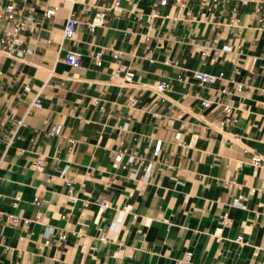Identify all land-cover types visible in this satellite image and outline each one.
<instances>
[{
	"label": "crops",
	"instance_id": "crops-1",
	"mask_svg": "<svg viewBox=\"0 0 264 264\" xmlns=\"http://www.w3.org/2000/svg\"><path fill=\"white\" fill-rule=\"evenodd\" d=\"M14 3L30 20L9 35L0 17V264H264V0Z\"/></svg>",
	"mask_w": 264,
	"mask_h": 264
},
{
	"label": "built area",
	"instance_id": "built-area-1",
	"mask_svg": "<svg viewBox=\"0 0 264 264\" xmlns=\"http://www.w3.org/2000/svg\"><path fill=\"white\" fill-rule=\"evenodd\" d=\"M169 0H160V4L161 5H166L168 3ZM119 5V2H116L115 7H117ZM55 9H48L46 10V15L47 16H52L55 14ZM18 13L14 0H11V2L9 4H7L6 6H1L0 5V17L5 16L8 19L9 25H10V31H9V35H14L15 33L24 30L27 28L28 26V22H29V18L23 19V18H18L16 19V14ZM158 13H154V15H157ZM104 13L101 12L99 13L95 18H93L92 21L89 22V27L91 30H94L96 26L101 25L104 21ZM239 20H236V22H238ZM78 24V19L77 17H75L74 15H71L66 22L65 25V29H64V36L66 38H71L75 31H76V26ZM264 29V27H263ZM19 44V41L17 38H13L11 40L7 39V38H3L1 41V51L4 52H11L15 46ZM18 55H22L23 51H17ZM103 54V51H99L97 53L98 57H101ZM117 57V55H116ZM64 61L66 63H68L69 65L73 66V67H80L82 64V57L81 54L78 53L77 51L74 50H69L67 52V54L64 57ZM122 69L121 67H119L114 74L112 75V78H114L115 80H117L121 85H129L132 77H133V72H126L125 75L120 76ZM194 76L196 79H198L201 83H214L216 82L218 79L220 78H224L225 74L224 73H220L219 75L216 74H212V73H206L204 71H196L194 73ZM167 87V83L165 81H162L160 83L157 84L156 86V90L157 91H163L165 90ZM238 88L241 89L242 88V84L238 85ZM30 86L26 85L25 86V90L29 91ZM222 94L226 93V89H222L221 90ZM210 103L209 100H204L203 104L204 105H208ZM33 105L36 108H41L42 107V103L40 101L39 98H36L33 102ZM225 109L227 111L230 110V106L229 105H225ZM62 131V126L61 125H57L54 126L51 130L52 133L54 134H60ZM177 138L179 140H181V138L179 137V135L177 136ZM161 147V141L158 142L157 146H156V150L155 152L158 153V151L160 150ZM261 157L256 155L253 157V164L256 167L255 172H257V169L260 167L261 165ZM36 168L40 169L43 166L42 161H38L35 164ZM67 183H70L71 180L70 179H66ZM1 196V195H0ZM2 213L0 212V222L2 221ZM11 218L12 221H16V217L15 216H10L9 219ZM192 258V254L190 253L189 255L186 256V258L184 260H181L179 262V264H182L184 262H190Z\"/></svg>",
	"mask_w": 264,
	"mask_h": 264
}]
</instances>
